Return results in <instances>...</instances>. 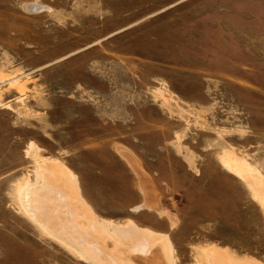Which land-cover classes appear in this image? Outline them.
<instances>
[{"label":"rangeland","instance_id":"1","mask_svg":"<svg viewBox=\"0 0 264 264\" xmlns=\"http://www.w3.org/2000/svg\"><path fill=\"white\" fill-rule=\"evenodd\" d=\"M40 165L165 264L264 263V0H0V264H94L22 212Z\"/></svg>","mask_w":264,"mask_h":264},{"label":"bare ground","instance_id":"2","mask_svg":"<svg viewBox=\"0 0 264 264\" xmlns=\"http://www.w3.org/2000/svg\"><path fill=\"white\" fill-rule=\"evenodd\" d=\"M45 170L50 171L48 175L44 174ZM234 171L252 186L257 185L264 190V182L249 167L242 166ZM39 173L45 178L47 188L42 192L28 187L27 196L21 205L22 212L39 232L49 236L73 256L94 264H165V260L171 263L164 238L139 230L132 222L115 225L104 220L98 221L84 208L76 206L79 194L74 182L65 178L66 186L59 188L64 179L63 174H67L60 165H40ZM136 174L140 182L144 183V177ZM56 194L65 203V208L59 205L61 202L56 200ZM260 204L264 209V199L260 200ZM119 238L133 241L134 244L128 248L121 243L119 253L116 249L106 250L107 239L118 244ZM151 246L158 250L153 253ZM204 255L208 264H258L251 259H240L226 249L211 248Z\"/></svg>","mask_w":264,"mask_h":264}]
</instances>
